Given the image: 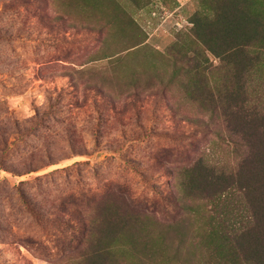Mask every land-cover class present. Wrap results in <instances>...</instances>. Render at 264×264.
Returning <instances> with one entry per match:
<instances>
[{"label":"rangeland","instance_id":"1","mask_svg":"<svg viewBox=\"0 0 264 264\" xmlns=\"http://www.w3.org/2000/svg\"><path fill=\"white\" fill-rule=\"evenodd\" d=\"M196 9L0 0V264H92L141 220L156 236L184 217L182 166L237 163L221 112L188 95L189 63L170 56Z\"/></svg>","mask_w":264,"mask_h":264},{"label":"trees","instance_id":"2","mask_svg":"<svg viewBox=\"0 0 264 264\" xmlns=\"http://www.w3.org/2000/svg\"><path fill=\"white\" fill-rule=\"evenodd\" d=\"M190 22L170 56L186 58L188 95L221 112L222 137L239 159L206 154L182 166L171 200L184 217L156 236L141 220V234L113 236L93 250L92 264H135L137 254L136 264H264V0H197Z\"/></svg>","mask_w":264,"mask_h":264}]
</instances>
